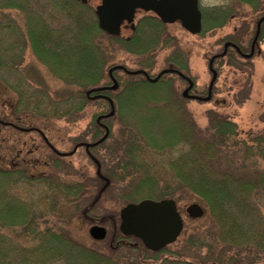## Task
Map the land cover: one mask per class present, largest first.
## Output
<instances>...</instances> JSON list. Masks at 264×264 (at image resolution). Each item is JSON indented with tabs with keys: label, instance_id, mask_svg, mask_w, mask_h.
<instances>
[{
	"label": "rangeland",
	"instance_id": "1",
	"mask_svg": "<svg viewBox=\"0 0 264 264\" xmlns=\"http://www.w3.org/2000/svg\"><path fill=\"white\" fill-rule=\"evenodd\" d=\"M250 1L251 8H237L236 0H201L206 18L215 7L232 10L233 5L239 12L238 18L231 19L229 11L221 8L222 23L216 29L207 27L203 37L189 35L175 24L167 26L174 37L172 43L187 56L181 70L197 81L204 100L212 79L208 62L221 50L225 38L244 41L241 52L252 53L247 59L235 53L219 61L210 101L170 103L165 90L141 86L134 90L135 95L124 93L108 122L109 140L89 151H73L62 160L47 153L38 141L30 142L36 136L2 132L12 152L0 148V155L17 154L36 166L12 168L5 166L0 156V168H12L6 178L0 177V192L4 193L0 196H5L0 198V264H29L30 260L31 264H136L132 258H138L136 251L119 252L121 243L141 246L138 240L121 235L119 213L125 205L147 199L174 201L183 227L178 240L170 245L177 256L168 254L166 262H156L141 247L139 260L143 264H228L229 260L232 264H264V35L257 37L254 52L250 50L257 19L264 16V0ZM95 5L91 2L81 7L67 0H0V117L5 121L21 119L24 124L10 120L21 128L39 125L61 153L71 152L78 141L99 136L95 120L105 109L103 102L87 104L76 92L68 99L59 96L53 90L57 82L52 79L55 69L74 78L87 73L83 83L91 78V66L97 65L101 56L85 55L78 48V39L95 37V43H103ZM141 18L138 14L136 21ZM148 22L147 17L141 19L138 33L140 39L155 45L149 68L155 74L169 66L171 43L160 41V33L154 38ZM210 24L205 21L206 26ZM115 45L119 54L109 62L135 70L137 59L126 54L128 47L120 42ZM166 78L174 80L175 90L182 95L184 83L173 76ZM45 114L49 116L43 118ZM27 115L32 119L26 123L22 116ZM231 136H236L238 145H233ZM195 139L201 145L208 142L206 166L231 175L242 173L240 180L247 185L235 199L228 186L224 194H213L212 182H204V189H190L187 179L174 177L175 169L189 165L191 158L193 161L190 154L195 148H189L188 142ZM116 166L127 168L124 172L116 168L109 179L105 172ZM131 172L136 173L121 177ZM29 177L33 181L38 178L36 186L30 187L32 183L25 179ZM66 186L71 194L60 203ZM249 186L254 190L248 191ZM196 193H207L209 200L205 202ZM24 200L27 203H22ZM192 203L203 207L200 218L187 216L186 208ZM224 222L228 235L222 233L227 229ZM92 225L105 228L103 239L90 236ZM221 248L224 254L217 258Z\"/></svg>",
	"mask_w": 264,
	"mask_h": 264
},
{
	"label": "flooded vegetation",
	"instance_id": "2",
	"mask_svg": "<svg viewBox=\"0 0 264 264\" xmlns=\"http://www.w3.org/2000/svg\"><path fill=\"white\" fill-rule=\"evenodd\" d=\"M67 1L72 2L73 4H76L81 7L86 6L88 3H91V2L96 3L93 12H94V15L96 18V24H97L96 10L99 7V5H101L100 0H89L84 3H81L76 0H67ZM236 1L238 4L237 8H239V5H242L244 7L249 6L251 8L250 0H236ZM167 6H169L173 11L180 10V9L182 10L184 8H190V9L194 8L196 12L198 11L199 17H200V31L193 34L182 25L179 19H175L173 22H164L158 15H156L155 12L146 11L144 9L137 8L135 9L133 13V18L130 23H128L126 20L121 22L119 26L118 34L113 35V34L107 33L106 31H100L98 24H97L98 30L102 32L105 36L103 39V43H98V42L95 43V40L93 39L95 37H90L91 40L78 39V48L79 49L81 48V51L84 50L83 53L85 55L94 57L93 55L98 54L99 56H101L100 58H104V60H106L104 61V65H103L104 68L101 69V79L100 81H98V84L89 85L87 87L84 86L82 88V86L79 83H78V86L74 84V83H77L74 77L65 76V74H63L64 71L62 69L54 70L55 76L52 79L56 80L57 83H56V89H53V90L56 91L59 96H64L66 97V99H68V97L71 96L72 93H74V91H76L81 97L80 99L83 102L88 104L91 102L99 101L100 103L103 102L105 109L107 108L106 110L103 109L95 120L96 121L95 126L98 127L99 129V130H96V134L98 132L99 136L93 135V137L96 138L97 140L91 139L88 142L78 141L76 142V144H74L73 150L71 152L61 153L49 141V138L47 137L46 132L42 128H40L39 125L33 126V125L27 124V127L21 128L20 126L16 125L19 123L24 124L21 119L20 120H17V119L14 120V118L10 119L14 121L16 123L15 124L14 122L10 120L5 121L0 117V148H2L3 151L12 152L11 147L8 146L9 144L7 143L6 137H4L5 135L2 133L5 131V132H10V133L19 132L26 137L36 136V138L32 139V141L30 142H33L35 144V141L36 143L38 141L40 146L42 148L45 147L46 152L54 156L57 160H62L66 157V154H73L74 152H77L81 148L88 149L87 151L92 150L94 147L102 145L103 143H105L107 140L111 138L112 135H111L108 122L115 116L117 106L120 105V102L123 99L124 93H127V95L129 94L135 95L134 90H137L141 86L143 87L152 86L156 88L159 87L160 90L162 89L165 90V93L167 95L166 99H168L170 103H176V104L183 105L182 101L188 100V101H197V102L199 101L200 102L204 100V98L202 97V90L200 91L198 89L197 81L194 82V80L189 75H187L186 73H183V71L181 70L183 65L187 63V56L184 53V51H182V49L175 46L177 45L175 42L172 43L174 37L169 34L168 32L169 30L167 29V26L175 24V25H178L182 30L187 32L189 35L203 37L204 36L203 34L205 32L206 33L208 32L207 27L211 26L210 27L211 30L216 29L215 27H218L222 23L220 21V14H219L222 10L224 11L227 9L229 11L228 17H230L231 19L238 18L239 12L237 11L236 7H233V5H232V10L229 9V7H221L222 10H220L221 9L220 7H215L213 8V13L210 15L211 17L206 18V14L204 13L205 9L201 7V0H182V2L181 0H177V1L169 0L167 3ZM138 14L142 16L141 19H145L146 17L149 18L150 22H148V31L154 33L155 35L154 38H156V34L160 33L159 34L160 41L171 43L168 46L169 55L167 58V62H168L167 64L169 66L161 69L158 73H155V74H151L150 73L151 71L149 70L153 62V59L155 57V45L154 43L153 44L150 43L151 41H147L143 38L140 39L139 29L141 26V23H140L141 19L136 21V16ZM146 15H149V16H146ZM170 16L174 17V14H171ZM206 20L211 21V24L209 26L205 25ZM262 23L264 24V16H261L260 18L257 19L255 37H254L255 41L253 43H250V50L253 52H254V49L256 48L255 43L257 42V37L260 36V34L262 36V27H264ZM82 40H84L85 44L82 43ZM150 40H154V39L151 38ZM116 42L125 44L129 49L126 54H132L133 58L136 57L137 68L135 70L128 69L125 65H122V64H115V62H112V63L109 62L111 57H116L119 54V49H117L115 45ZM222 45L223 46L221 50L218 53L212 55L208 62L209 70L212 75V79L208 86L206 100L204 101H210L212 98V89L218 78L219 72L217 70L219 67L218 66L219 61L221 59H224L226 56H228V58H231L232 56H234L235 53L246 59L251 58L252 53H250L247 56L246 54L241 52L245 48L244 41H237L235 43L230 38H225ZM172 63L176 65L173 68L171 67ZM177 66H181V67L179 68ZM105 73H107V77L109 81L108 79L106 80ZM166 76L176 77L178 80L184 83L183 85L184 90L182 91V95H179L178 90L177 91L175 90L176 87L174 85L175 84L174 80L172 78L167 79ZM125 82H126V86L124 88ZM99 83H101L100 84L101 86H99ZM54 100L57 101L58 99H54ZM63 100L65 101V99ZM61 101L59 100V102ZM47 116L49 115L48 114L44 115L43 118ZM22 117L24 118V121H25L26 120L25 117L27 116L25 117L22 116ZM5 129H9L10 131L5 130ZM0 156H1L2 161H4V163H7L5 166H11L12 168L17 167V166H36V164H29L26 158H21L19 155L17 156V154L14 156H11V153H10V156L8 155V158H5L6 154L3 152V155H0ZM11 169H4L1 167L0 171L4 170L6 173H8L9 170ZM27 177H28V174H27ZM25 179L27 180L28 178H25ZM27 182L33 183L34 181L31 178V179H28ZM201 208L203 209L202 206ZM203 212H204V209H203ZM180 218H181V229L177 237L173 241L155 250L148 249L143 244H141L140 247L137 244L134 245L133 247H130L127 244L121 243L119 245L120 254L122 253L121 249L125 250L127 254H129L130 251H133V250L136 251L138 258L135 255L132 256L133 260L136 259V262H135L136 264H143L139 260L140 254H141V252H139V248L141 247L143 250H147V252L151 255V257L149 256V258L156 260V262H162V261L166 262L168 254H173L177 256V252L175 250H173L172 252V250L170 249V245H173L178 240V237L181 233V230L183 227V219H182V216H180ZM98 226H101V225H98ZM162 254H164L163 257H160L162 256ZM222 254L224 253H223V249L221 248V250H219V252L216 253L217 258L222 257L223 256ZM117 258H120V257H117ZM230 262L231 261L229 260L228 264H232ZM167 264H184V263L168 262Z\"/></svg>",
	"mask_w": 264,
	"mask_h": 264
},
{
	"label": "water",
	"instance_id": "3",
	"mask_svg": "<svg viewBox=\"0 0 264 264\" xmlns=\"http://www.w3.org/2000/svg\"><path fill=\"white\" fill-rule=\"evenodd\" d=\"M82 3L88 0H77ZM169 0H101L96 10L99 27L109 34H118L121 22L132 21L135 9L141 8L155 12L164 22L179 19L191 33L200 31L199 12L193 8L173 11L167 6ZM174 1V0H173ZM177 1V0H176ZM182 2V0H181ZM174 14V17L170 15ZM188 217L197 219L203 215V209L197 203L186 208ZM181 229L180 214L172 200H142L137 204H129L120 212L119 230L125 237L139 239L148 249H158L173 241ZM101 226H91L89 234L95 240L105 236Z\"/></svg>",
	"mask_w": 264,
	"mask_h": 264
},
{
	"label": "trees",
	"instance_id": "4",
	"mask_svg": "<svg viewBox=\"0 0 264 264\" xmlns=\"http://www.w3.org/2000/svg\"><path fill=\"white\" fill-rule=\"evenodd\" d=\"M264 35V33H262V36ZM104 61L106 60H103V58L100 59V61L98 60L99 63L96 62L97 65H94V66H91V78L89 79L88 78V81L87 83H83L82 80L84 79L85 75H88L87 73H82L81 76H79V78H75L76 82L77 83H74L75 85L78 86V83L82 86V88L85 86L87 87L86 85L88 84L89 85H93L95 83H98V81H100L101 79V69L104 68ZM89 77V75H88ZM76 92V91H74ZM77 93V92H76ZM78 94V93H77ZM129 96H132L131 94L128 95ZM78 98H81L79 96V94L77 95ZM23 109H26L25 107L21 109V112L23 113L24 110ZM14 113L17 112V110L15 109L14 111H10V114L12 115ZM46 115V114H45ZM25 121H29L31 118L30 115H27V117H25ZM212 122V121H211ZM212 124V123H210ZM232 125V124H230ZM217 126V125H216ZM213 128V127H212ZM231 139L233 140V145H238V140H236V136H231ZM198 140L196 141L193 140V141H189L188 144H189V148L191 147V149L194 147L195 149L193 150L192 154L190 155H194V158H193V161L190 162V160L192 159H189L188 161V164L189 165H185V164H174V166H184L180 169H175L177 171V173L175 172V175L174 176L176 179H180V177L183 179V181L186 182V179L188 180L187 182V186L191 189V187L193 186L194 188H197L199 189V186L203 188V186L205 185L204 182H212V189H213V194H218V193H221V194H224V191L226 190V187L228 186V189H229V193L231 194V196H233V198L235 199L237 196H239L246 188V181H241L240 178H241V174L242 173H239L237 175H231V174H226V173H223L222 171H218L217 168H215V166H213V170L211 169V166H206L205 163H207L209 161V158H208V152H209V149L210 147L208 146V142L207 143H204L203 144L205 145H201V143L199 142V144L197 143ZM187 144V145H188ZM165 148V146H164ZM114 153V152H112ZM179 157L181 158L182 155H179ZM116 168H119L121 169L123 172H124V169H126L127 167L126 166H116L114 169L113 168H110V169H107V171L105 172V175L110 179L112 178V175H113V172L115 171L116 172ZM178 168V167H177ZM113 169V170H112ZM136 172H131V173H123L121 174L122 176L121 177H128L132 174H134ZM7 174L4 170H1L0 171V177H3V178H6L8 176L5 175ZM134 176L132 177H129V178H133ZM23 179V177H22ZM28 179H31V178H28ZM27 179V180H28ZM42 179L43 180H46V178L44 176H42ZM38 181V178L37 180L35 179L34 182L30 185V187H34L36 186V182ZM262 181H263V185H264V176L262 178ZM133 184V183H132ZM229 185L231 187H229ZM103 186V185H102ZM106 186V185H104ZM193 190V188H192ZM254 190V187L253 186H249V189L248 191H253ZM61 199H60V203L64 202L66 198H68L71 194V188L70 186H66L64 190H61ZM194 191V190H193ZM1 194H4L3 192H0ZM199 196L200 198L203 197V200L206 202L207 200H209L208 198V194L205 193L204 195L201 194H195V196ZM0 198H5V196H0ZM27 200H24L22 203H27L26 202ZM210 202V201H209ZM29 207V206H28ZM225 223V222H224ZM223 225V223L221 224V226ZM226 225V223H225ZM227 229L226 230H223L222 233H225L228 235V226L226 225ZM122 239V238H121ZM124 239H127V238H124ZM130 239V238H128ZM32 260L26 262V263H29L31 264Z\"/></svg>",
	"mask_w": 264,
	"mask_h": 264
}]
</instances>
